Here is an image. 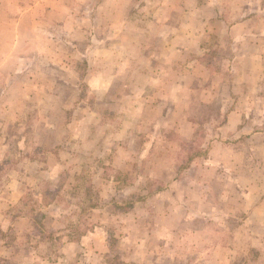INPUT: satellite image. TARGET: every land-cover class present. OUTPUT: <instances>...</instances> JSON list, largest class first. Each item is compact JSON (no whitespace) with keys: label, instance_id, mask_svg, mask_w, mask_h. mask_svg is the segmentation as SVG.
<instances>
[{"label":"rangeland","instance_id":"374dc122","mask_svg":"<svg viewBox=\"0 0 264 264\" xmlns=\"http://www.w3.org/2000/svg\"><path fill=\"white\" fill-rule=\"evenodd\" d=\"M246 15L252 19L235 39L245 27L253 29L258 49L250 46V52L255 54L264 50V0H0V140L8 144L0 187L4 172L17 169L22 157L35 158L61 182L60 190L52 191L42 179L41 200L53 196L56 206L66 207L44 208L38 196L26 193L9 214L32 217L35 225L27 233L0 230V264H122V257L133 262L134 236H141L149 214L143 206H164L165 200L183 206L186 181L179 178L191 169L190 155L213 137L212 125L222 123L220 108L231 89L258 92L261 99L246 131L260 132L254 138L264 140V60L237 67L238 75L249 71V78L234 77L235 84L228 81L230 55L250 41L222 49L221 64L213 60L218 36L230 43L218 18L232 25ZM187 39L208 49L206 56L197 57V49L169 52L174 59L164 66L166 42ZM157 75L161 83L154 80ZM198 88L214 89L219 98L206 102ZM182 118L189 123L185 135ZM197 124L200 136L190 128ZM258 149L264 165V147ZM253 183L261 187L258 180ZM166 190L165 197L156 198ZM255 201L229 208L242 218ZM253 214L248 234L264 237V206ZM96 226L107 229L106 243L85 256L86 263L78 259L81 251L71 259L60 251L67 240H56V231L67 234L72 228L69 238L76 239ZM182 243L175 242L177 250Z\"/></svg>","mask_w":264,"mask_h":264},{"label":"crops","instance_id":"0c3cea01","mask_svg":"<svg viewBox=\"0 0 264 264\" xmlns=\"http://www.w3.org/2000/svg\"><path fill=\"white\" fill-rule=\"evenodd\" d=\"M248 15H246L245 21H237L232 25L224 19L218 18L219 22L226 27L225 34L230 43L227 40V42L223 41L222 37L218 36L220 44H218L217 50L214 51L216 52L215 57H213L214 63L221 64L222 58H220L221 54L219 52L222 49L232 50L236 43L242 40L250 41L247 44L237 45L240 49L238 55L232 58L230 55L228 63L231 64L232 69L227 71V75L231 84L236 83L234 77H239L241 81H247L249 78V71L245 74L242 73L241 76L238 75L237 67L239 68L246 62L254 65L262 59L264 60V50L262 48H260V52L257 51L255 54L250 52V46H254L255 50L258 49L256 40L252 38L254 36L253 29L248 30L245 27L240 38L235 39L238 31L241 30L240 27L246 21L252 19ZM190 36L187 33V38ZM171 41L172 43L167 41L163 47L165 51H168L166 52L168 60L163 63L164 66L174 59L171 53L178 54L180 51L197 49L200 52L197 57H200L206 56L208 51V49H202L200 45L198 48L194 47V43L191 44L189 39L186 43L175 41L178 44H173L174 40ZM223 62L226 63L227 61ZM210 68V71L215 72L212 67ZM220 72H222L221 68ZM154 80L161 83L158 75ZM203 81H205L204 78ZM180 85L183 88V80ZM156 91L161 92L162 89H159L158 86ZM234 91V89L230 90L228 98L224 101L225 104L220 108V114L223 117L222 123L218 126L212 125L211 129L215 132L213 137L205 139L204 143L199 146L204 150L203 155L200 154L195 157L191 161V169L184 171L179 178L181 181H186L184 183L186 192L182 195L181 201L183 206H171L169 200L168 203H165L166 200L163 201L164 206H143L149 212L148 219L143 224L144 229L141 236L138 239L134 236L132 244L133 249H136L134 256L137 254L138 259L135 256L136 259H133V262L130 263L128 259L122 257V264H173L180 259L184 260L183 264H264V237L253 239L248 234V231L251 230L249 227L250 214L254 215V212L264 206V165L263 159L257 154L258 151H262L258 148L264 147V140L254 138L261 135L260 132L249 134L246 131L248 116L255 111L254 106L259 104L261 98L257 91L256 95L253 94V96L250 92L248 94H236ZM195 92L203 94V97L205 95L208 98L206 102L219 98L217 91L214 89L204 91L202 88H198ZM179 97L183 98L182 95ZM164 98H167L166 95H164ZM138 99L143 102L142 98L139 97ZM196 99H199V96ZM200 103H202V100H200ZM260 113H263V111H260ZM181 121L180 133L185 135L186 131L183 127L188 130L189 123L183 118ZM197 125L190 128L198 130V136H200L202 127ZM182 130L183 132H181ZM193 134L192 131L191 140H193ZM246 135H249V138ZM7 145L6 140H0V164H5L7 161L5 152ZM37 147L39 148L38 145H36ZM58 149L56 148V159L60 162L63 159H60V149ZM21 160L17 169L12 168L8 170L9 173L4 172L3 176L6 177V182L0 187V230L4 232L9 229H18L22 231L21 233H27L34 227L35 221L32 217L13 216V218L9 214L10 209L21 204L20 201L28 192L38 196L39 206H47V209L56 208V211L66 208L65 206H56V200L53 199V196L47 202L41 200L42 179L50 184L52 191H59L61 188L59 175L39 166L38 159H31L26 156L22 157ZM200 169H205V172H199ZM254 180H258L261 185L260 188L253 187ZM166 193L167 190L159 193L156 198L162 199ZM251 198L256 199L255 203L251 205L254 206L250 209L251 213L242 218L235 217V211L233 212L229 206H234V204L246 206L244 204H250ZM137 207L133 206V210ZM179 212H182V214L179 218H176V214ZM8 218H10V222L7 220ZM6 221L9 224L5 225ZM137 221L133 220L134 225H138ZM97 226L94 229H87L76 239L69 238L73 235H68L72 228H66L65 232L67 234L56 231V240H61L62 237L67 240L60 251L65 252L68 259L76 257L77 252L81 251L78 254V259L86 263L85 256H93L94 253L91 252L99 251L98 248L106 243L107 229L103 226ZM243 237H246V239ZM193 238H196L195 241ZM247 238L256 241L257 244L254 246ZM183 241L184 247H179L180 252H178L174 244ZM253 252L255 254H252Z\"/></svg>","mask_w":264,"mask_h":264},{"label":"trees","instance_id":"16d2710c","mask_svg":"<svg viewBox=\"0 0 264 264\" xmlns=\"http://www.w3.org/2000/svg\"><path fill=\"white\" fill-rule=\"evenodd\" d=\"M196 142H198V141L196 140ZM197 151H198V153L196 152V153H193V154L190 155V160H189L190 162H191L195 157H197V156L200 155V154H203V152H204V150L201 149L200 147L197 148Z\"/></svg>","mask_w":264,"mask_h":264}]
</instances>
